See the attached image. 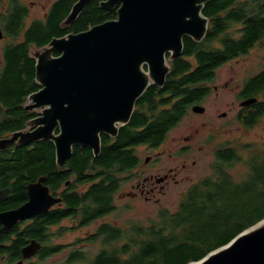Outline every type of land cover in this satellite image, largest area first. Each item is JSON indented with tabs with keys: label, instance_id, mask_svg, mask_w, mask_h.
I'll list each match as a JSON object with an SVG mask.
<instances>
[{
	"label": "trees",
	"instance_id": "16d2710c",
	"mask_svg": "<svg viewBox=\"0 0 264 264\" xmlns=\"http://www.w3.org/2000/svg\"><path fill=\"white\" fill-rule=\"evenodd\" d=\"M76 1L54 0L43 19L28 24L30 7L24 0H0V26L11 39L2 48L0 133L26 128L27 122L39 115L26 108L28 96L41 88L36 80L37 58L31 48L46 46L54 36L84 31L118 15L116 7H102L104 0H92L72 24H67ZM203 8L209 18L206 35L200 41L184 37L183 54L170 61L165 84H151L146 89L136 102L131 120L117 136L101 135L98 156L89 147L75 145L72 157L60 166L55 143L50 139L19 145L0 155L3 185L13 190L6 205L26 198L25 183L41 176H46L51 192L62 198V206L2 234V255L7 254L9 262L21 260L22 247L33 238L42 243L38 259L61 252L65 247L53 242L58 235L52 231L53 223L72 218L84 227L111 214L123 174L129 178L142 163L137 147H157L166 142L171 130L209 90L203 83L213 81L224 63L264 44V0H204ZM260 94L264 95V68L245 79L239 98ZM263 115L264 100H258L244 108L238 118L252 127ZM239 155L233 146L217 148L213 173L189 187L177 211L160 210L148 225L131 222L120 227L100 222L93 233L81 239L100 241L98 250L74 248L64 262L49 264H188L201 259L264 218V150L250 156L248 173L241 181L230 173ZM12 235L16 238L11 239Z\"/></svg>",
	"mask_w": 264,
	"mask_h": 264
},
{
	"label": "water",
	"instance_id": "95a60500",
	"mask_svg": "<svg viewBox=\"0 0 264 264\" xmlns=\"http://www.w3.org/2000/svg\"><path fill=\"white\" fill-rule=\"evenodd\" d=\"M91 1L77 0L66 23L75 21ZM101 5L116 7L117 17L54 37L37 52L36 80L41 88L28 96L26 108L42 107V111L31 119L32 128L1 138V148L16 141L29 144L50 139L60 166L72 157L75 145L89 147L98 156L101 135L117 136L146 89L151 84H165L171 70L168 54L171 59L181 56L184 37L200 41L209 26V18L203 14L204 0H104ZM257 101V96L245 98L241 105ZM192 110L201 113L205 106L196 103ZM45 181L46 176H41L29 183V199L2 212L4 226L33 218L62 201ZM6 193L2 191L0 198H6ZM41 247L40 241L31 239L21 249L23 259L14 264H24ZM188 264H264V218Z\"/></svg>",
	"mask_w": 264,
	"mask_h": 264
},
{
	"label": "rangeland",
	"instance_id": "374dc122",
	"mask_svg": "<svg viewBox=\"0 0 264 264\" xmlns=\"http://www.w3.org/2000/svg\"><path fill=\"white\" fill-rule=\"evenodd\" d=\"M54 0H24L30 7L28 24L34 19H43L47 10ZM11 39L8 37L0 38V70L2 65V48ZM42 48L33 46L31 54L36 56ZM168 64L171 65V57L168 54ZM147 71V66L144 67ZM264 68V44H257L249 54L232 59L217 70L215 79L212 82L214 89L211 96L202 103L207 107L205 114L191 110L188 117H185L180 125L172 129L167 141L161 148L150 149L141 146L137 154L144 159L152 154L156 155L153 161L147 165V173L155 172L163 174L169 169H179L176 179L164 182L162 191L157 192L159 199H146L143 196H131L129 192L133 190L132 182L139 173L127 177L123 174L120 190L115 196L116 208L111 214L105 216L89 226L80 227L77 221L68 219L60 226L53 229L58 235L53 242L64 245L61 252L45 260H40L36 256L25 264H49L52 262H64L69 253L74 248L98 250L102 244L100 241L90 243L81 239L95 231L100 222L106 221L115 226L125 227L131 222L150 224L153 219L159 216L160 210L168 209L171 212L177 211L180 207L182 198L189 187L200 179L213 173L212 163L216 160V149L225 145L233 146L238 150L240 159L235 161L230 167V173L238 180H243L248 173V160L250 156L259 150H264V115L252 127L245 126L238 114L242 109L239 91L245 79L258 73ZM258 100H264V95L260 94ZM28 100L26 101V103ZM31 110L41 113L42 107ZM226 112V115H222ZM31 121V120H30ZM30 121L27 122L29 125ZM199 129L196 136L194 151L189 156L179 154L178 146L185 144L184 137L191 135ZM207 139V140H206ZM161 152V153H159ZM196 163H193V160ZM186 163V167H183ZM127 177V178H126ZM222 205V201H220Z\"/></svg>",
	"mask_w": 264,
	"mask_h": 264
},
{
	"label": "flooded vegetation",
	"instance_id": "af4514ba",
	"mask_svg": "<svg viewBox=\"0 0 264 264\" xmlns=\"http://www.w3.org/2000/svg\"><path fill=\"white\" fill-rule=\"evenodd\" d=\"M203 85H204V87L206 89H209V90L207 92H204L203 93V99H202L201 102H198L199 104H202L203 102H205L207 100V98L211 96V94H212V92H213L214 89H216V90L218 89V86H216V85L213 87L211 81L210 82H205V83H203ZM170 95L171 94H166V96H170ZM240 99H241V101L243 100V98H240ZM193 105L191 106L190 111L192 110ZM240 106L242 107V109L240 110V112H242L244 110V108L248 107V106H242V105H240ZM207 112H208L207 107H205V111L204 112H201L200 114H205ZM188 115L185 116V117H188ZM178 125H180V124H178ZM176 127H174V128H176ZM30 128H32V126L27 125L26 128H21V129L22 130H28ZM17 130H20V129H17ZM13 132L14 131L7 132V133H0V139L1 138H5V137L12 136ZM103 134H106V133H103ZM198 134H199V129L196 132L191 133V135H186L184 137V140H185L186 143L178 146V152H179V154L184 155V156H189V155H191L193 153L194 146H195L194 143L196 141V136ZM106 135H108V134H106ZM164 143L160 144L157 147H151L148 144H140L137 147V150L141 146H145V147L147 146L150 149L161 148L163 145H165ZM31 144L32 143H29V144H21L18 141H16L14 144H11V145L7 146L6 148H1L0 147V155L2 157L4 154L8 153L9 151H13V149H16L17 146H19V145L28 146V145H31ZM159 153H161V152H159ZM148 156H151L152 158L148 162L146 161V159H144V163L145 164L141 163L136 168V171L139 172V173L136 174V177L134 178V181L132 182L133 190L129 192V195H131V196H143L146 199H152V198L159 199V197L157 196L158 195L157 192L158 191H162V189L164 187V182H168L171 179H176L180 172H179V169H177V168L176 169L171 168V169H169L167 172H165L163 174H159V173H155V172L147 173L146 172L147 171V168H148L147 165H149L153 161V159L155 158L156 155L155 154L154 155L150 154ZM157 158H159V157H157ZM157 158H155V159H157ZM193 163L194 164L196 163V160L195 159L193 160ZM183 167H186V163H183ZM14 181H16V178L12 179V182L13 183H14ZM4 183H5V180L0 175V193H2V191H6L7 190L6 198L3 199L2 196L0 198V215H1V217H2V212L7 211V210H11V209H14V208H17V207H19L21 204H23L24 202H26L29 199L28 183H25V187L23 188V190L25 191L26 198H24L23 200H21L20 202H18L15 205H11V206L6 205V202L10 199V197L13 196V190H12L11 186L3 185ZM55 196H58V195H55ZM60 206H62V201L59 202V203H56L55 205H53L51 207V209H55V208L60 207ZM32 219L33 218L26 219V220H20L17 224H15L13 226L6 227L2 223V218H0V264H14L15 262L18 261V259H17V260H14V261L9 262L7 260V254H3L2 255V234L6 230H9V229H17V228L21 227L23 223H28ZM68 219H71V220L76 221L75 219H72V218H66V219L63 220V222L65 220H68ZM58 226H60V223L59 224L58 223H53L51 225L52 231H53L54 228H57ZM13 238H16V237H14L12 235L11 236V239H13ZM37 255L38 254H36L35 256H37ZM35 256H33L30 259L24 260V264L27 263V261L32 260ZM22 259H23V255H22Z\"/></svg>",
	"mask_w": 264,
	"mask_h": 264
},
{
	"label": "bare ground",
	"instance_id": "6f19581e",
	"mask_svg": "<svg viewBox=\"0 0 264 264\" xmlns=\"http://www.w3.org/2000/svg\"><path fill=\"white\" fill-rule=\"evenodd\" d=\"M75 3V2H74ZM204 9V8H203ZM72 24V23H71ZM74 25V24H73ZM82 31V30H81ZM75 32V31H74ZM55 37V36H54ZM43 47V46H42ZM41 48V47H40ZM38 114V113H37ZM30 123V122H29ZM30 125V124H29ZM20 130H22V129H20ZM51 190V189H50ZM53 193V192H52Z\"/></svg>",
	"mask_w": 264,
	"mask_h": 264
}]
</instances>
